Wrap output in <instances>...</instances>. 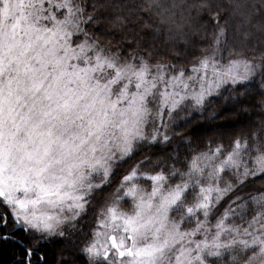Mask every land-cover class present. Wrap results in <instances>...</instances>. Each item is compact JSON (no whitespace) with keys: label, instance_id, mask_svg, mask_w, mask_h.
<instances>
[{"label":"snow or ice","instance_id":"1","mask_svg":"<svg viewBox=\"0 0 264 264\" xmlns=\"http://www.w3.org/2000/svg\"><path fill=\"white\" fill-rule=\"evenodd\" d=\"M250 89L260 99L244 105ZM213 97L258 123L154 163ZM257 182L264 0H0V242L21 250L14 264H264ZM66 242L75 252L50 260Z\"/></svg>","mask_w":264,"mask_h":264},{"label":"trees","instance_id":"2","mask_svg":"<svg viewBox=\"0 0 264 264\" xmlns=\"http://www.w3.org/2000/svg\"><path fill=\"white\" fill-rule=\"evenodd\" d=\"M194 40L199 45H207L210 43L208 40H201L199 37H195ZM189 53L200 55L201 53L197 48L189 49ZM185 67L187 68L191 62V55L184 58ZM251 95L245 98L241 96L240 99L244 105L254 104L260 99L258 91L255 89L249 90ZM212 104L209 106V111L204 114L192 113L191 122L187 126H181L178 131L180 135L172 133L174 136L173 142L168 147H156L149 151V154L153 157L154 163L164 164L170 156L175 155L178 151L181 155V159L185 156H190L194 152L206 151L208 144L211 142L213 146L216 143H223L225 146L229 145L233 139L245 132H250L252 126L258 123V117L260 116L259 109L249 108L247 112L243 110V107L239 103L233 102V100L222 97H213ZM216 113L218 119H211V115ZM182 116L187 114H181ZM178 120L180 117L177 118ZM190 141V143H189ZM141 156L137 155L132 161L123 164L116 170V175L112 179L111 185L106 189L105 195L98 199H110L111 194L115 192L117 185L120 182L122 175L131 167V164L140 159ZM228 179L229 177H225ZM264 187V184L257 182L255 184H249L246 192H255L257 189ZM244 193H242L243 195ZM223 211V209H220ZM92 218L89 217L88 224L90 225ZM18 238H23L22 233H18ZM61 250L68 252H75V250L66 243L57 244L48 249L49 259L55 258V253ZM21 250L16 247L13 242L7 243L0 242V264H14L16 255Z\"/></svg>","mask_w":264,"mask_h":264}]
</instances>
